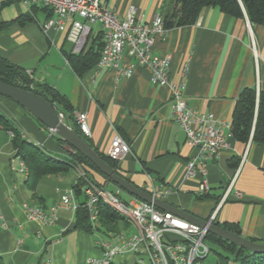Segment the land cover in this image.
Masks as SVG:
<instances>
[{
	"label": "crops",
	"instance_id": "crops-1",
	"mask_svg": "<svg viewBox=\"0 0 264 264\" xmlns=\"http://www.w3.org/2000/svg\"><path fill=\"white\" fill-rule=\"evenodd\" d=\"M163 1L108 0V4L121 17L135 5L146 22H152L160 16ZM51 17L45 9L28 10L20 2L0 0V23L6 24L0 32V58L24 69L34 85H48L64 95L75 120L78 114L86 113L88 139L98 152L106 154L120 135L131 153L118 165L135 186L148 192L152 186L167 189L164 201L170 205L205 221L216 213L215 224L237 226L241 236L264 244V145L238 142L231 128L222 126L229 147L207 163L210 193L200 200L201 176L186 177V165L196 157L197 149L188 143L172 116L170 89L154 85L150 73L126 54L124 62L135 66L131 77L97 66L78 76L67 61L77 54L75 46L65 33L54 28L43 30ZM97 31L102 32L100 28ZM154 54L169 58L171 80L183 84L188 105L213 114L221 125L231 124L244 89L264 92V26L252 25L245 11L244 18H235L218 7L205 8L194 25L169 30L164 40L158 39ZM0 112L28 143L57 158L68 156L69 147L58 144L57 135L40 126L14 101L0 96ZM11 134L0 126V263L85 264L88 258L101 256L98 241L102 238H96L95 232L105 234L103 229L94 226L92 233L77 229L78 211L59 210L50 224L28 219L24 204L49 212L61 195L78 183L79 169L43 178L35 198ZM73 170L78 175L71 187H65ZM226 192H231L230 197L221 203ZM235 192L242 198L235 199ZM78 197L84 200L82 193ZM132 231L128 223L120 234ZM118 235H107L109 242L115 244ZM225 255L211 252L199 264H237ZM141 259L144 264V258L129 256L122 264H139Z\"/></svg>",
	"mask_w": 264,
	"mask_h": 264
},
{
	"label": "built area",
	"instance_id": "built-area-1",
	"mask_svg": "<svg viewBox=\"0 0 264 264\" xmlns=\"http://www.w3.org/2000/svg\"><path fill=\"white\" fill-rule=\"evenodd\" d=\"M22 3L28 10L38 7L52 15L43 26L47 32L54 28L65 33L69 43L75 46V53L81 52L98 36L99 31L90 25H98L103 33V49L97 67L100 70L113 69L119 75L131 77L135 66L124 62L128 55L150 73L151 82L156 86H167L171 91L170 107L174 120L185 132L187 141L197 149L196 157L186 165V177L194 179L201 176L202 183L198 195L210 193L207 179V163L218 158L229 147L223 128L230 129L231 124L221 125L213 114L199 112L190 107L185 99L183 84H176L170 76V60L154 54V45L158 39L164 40L169 32L161 16L152 22H146L135 5H130L121 17L112 9L108 0H12ZM90 24V25H89ZM63 120L62 113L58 114ZM87 114L80 113L76 121L86 137H90ZM51 134L56 135L54 131ZM13 138V133L11 134ZM131 153L130 145L117 135L106 155L120 163ZM23 169L26 170L23 164ZM79 178L85 182L82 189L84 200H80L74 189L66 190L59 201L46 212L41 207L23 205L22 209L30 221L44 224L53 223L59 210L77 212L86 208L90 221L99 226L100 201L107 204L116 214L126 219L134 228L131 233L117 236V242L104 239L98 241L102 254L88 258L85 264H122L129 256L146 257L151 264H199L211 254L206 237L209 234L188 220L169 212L162 211L137 198L129 202L121 201L117 194L97 186L79 167ZM154 198L164 201L169 190L155 188L151 192ZM226 192L222 202L229 199ZM235 199H241L235 192ZM216 213L207 222L214 223ZM1 219V218H0ZM4 226V224H2ZM120 260V261H119ZM143 260L139 264H143Z\"/></svg>",
	"mask_w": 264,
	"mask_h": 264
},
{
	"label": "trees",
	"instance_id": "trees-1",
	"mask_svg": "<svg viewBox=\"0 0 264 264\" xmlns=\"http://www.w3.org/2000/svg\"><path fill=\"white\" fill-rule=\"evenodd\" d=\"M208 7H218L223 13L235 18H244L245 11L252 25L264 26V0H164L160 9V16L163 19L165 28L167 30H172L194 25L203 9ZM5 28L6 24L1 22L0 32ZM103 45V33L100 32L89 46L85 47L81 52L72 54L67 58L69 65L78 76H82L85 72L97 66L101 57ZM0 81L36 93L47 100L56 110L57 114L64 113L65 119L63 122L79 137L91 145L90 140L83 134L77 121L74 119L73 108L68 99L55 88L48 85H34V82L24 69L20 66L11 64L4 58H0ZM31 116L40 126L45 128V126L33 115ZM70 119H72L74 123H70ZM0 126L14 135L13 144L17 150V156L21 158L27 168V186L35 198L37 185L43 178L57 175L64 176L68 174L71 169H78L79 167L87 174V177L99 187H104V185L95 180L93 176L95 173L104 177L106 182H111L87 158L74 151L57 136H54L56 142L61 146H68L70 149L66 158L61 159L54 157L47 154L40 147L28 143L22 138L21 132L18 129L9 125V121L1 112ZM231 135L236 141L244 144L252 142L253 144L264 145V92L258 94L254 88H246L241 92L233 112ZM96 152L118 175L131 182L122 174L118 162L112 160L106 154L100 153L97 150ZM83 185H85V182L79 178L78 183L73 186V189L78 195L81 194ZM205 198H207V196L199 197L200 200ZM98 208L99 230L103 229L104 233L109 237L120 234L128 227L126 219L116 214L104 202L100 201ZM216 224L223 229L241 235V231L237 226ZM76 227L87 233L93 232L95 227L90 221L86 208H82L78 211ZM206 240L210 245L211 252L220 255L226 254L224 256L225 258H227L226 256H232L237 264H264V254H253L248 250L239 248L212 234H208ZM212 246L216 249L212 248ZM218 250H221L223 253H218Z\"/></svg>",
	"mask_w": 264,
	"mask_h": 264
},
{
	"label": "water",
	"instance_id": "water-1",
	"mask_svg": "<svg viewBox=\"0 0 264 264\" xmlns=\"http://www.w3.org/2000/svg\"><path fill=\"white\" fill-rule=\"evenodd\" d=\"M0 96L9 98L20 104L50 131H54L57 137L63 140L69 147L87 158L105 177L118 186L120 190H123L132 197L153 205L162 211L172 213L202 228H206L209 234L234 244L239 248L248 250L253 254H264V244L253 242L241 235L223 229L215 223H210L197 218L189 212L176 208L165 201L154 198L148 191L135 186L124 177L118 175L100 157L91 145L79 137L63 122L51 104L36 93L0 81Z\"/></svg>",
	"mask_w": 264,
	"mask_h": 264
},
{
	"label": "rangeland",
	"instance_id": "rangeland-1",
	"mask_svg": "<svg viewBox=\"0 0 264 264\" xmlns=\"http://www.w3.org/2000/svg\"><path fill=\"white\" fill-rule=\"evenodd\" d=\"M89 25H90V24H89ZM90 26H91L94 30H96V29L99 28L98 25H90ZM77 175H78V173L75 172V171L73 170V171L69 174V176L67 177L66 181L64 182L65 187H71V185L74 183V180L76 179ZM94 175H95V176H94ZM93 176L95 177V179H96L99 183H102V184L104 185L105 189H106L108 192L113 193V194H117V192L119 191L120 194H119L118 198H119L121 201L129 202V201H131V200L133 199L132 196L129 195L128 193H126L125 191H123V190H119V188H118L115 184H113V183H111V182H106L105 179H104L100 174H96V173H95V174H93ZM83 186H84V185H83ZM53 188H55V185L53 186ZM133 230H134V228H133ZM98 236H100L102 239L104 238V240L106 239L108 242L110 241V238H109L107 235L103 234L102 232L96 231V232H95V237L98 238ZM95 237L93 236V238H95ZM96 238H95V239H96ZM212 248H215V247L212 246ZM215 249H216V248H215ZM144 259H145V263H144V264H151V263L149 262V260H148L146 257H144Z\"/></svg>",
	"mask_w": 264,
	"mask_h": 264
}]
</instances>
